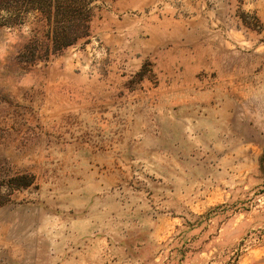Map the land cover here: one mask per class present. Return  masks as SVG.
<instances>
[{
	"label": "rangeland",
	"instance_id": "374dc122",
	"mask_svg": "<svg viewBox=\"0 0 264 264\" xmlns=\"http://www.w3.org/2000/svg\"><path fill=\"white\" fill-rule=\"evenodd\" d=\"M90 2L0 10V264H264V0Z\"/></svg>",
	"mask_w": 264,
	"mask_h": 264
},
{
	"label": "trees",
	"instance_id": "16d2710c",
	"mask_svg": "<svg viewBox=\"0 0 264 264\" xmlns=\"http://www.w3.org/2000/svg\"><path fill=\"white\" fill-rule=\"evenodd\" d=\"M90 3V0H0V10L6 15L2 25L12 27L24 22L27 13L37 12L33 24L36 29L45 30L46 36L34 41V53L65 49L73 47L87 33ZM22 7L29 11H20Z\"/></svg>",
	"mask_w": 264,
	"mask_h": 264
}]
</instances>
